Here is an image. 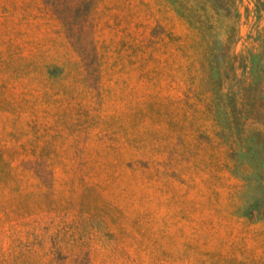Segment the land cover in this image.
Listing matches in <instances>:
<instances>
[{
  "label": "rangeland",
  "instance_id": "obj_1",
  "mask_svg": "<svg viewBox=\"0 0 264 264\" xmlns=\"http://www.w3.org/2000/svg\"><path fill=\"white\" fill-rule=\"evenodd\" d=\"M0 264H264V0H0Z\"/></svg>",
  "mask_w": 264,
  "mask_h": 264
}]
</instances>
